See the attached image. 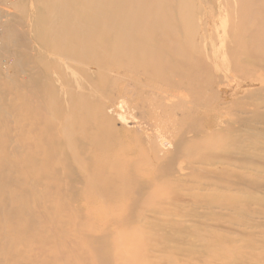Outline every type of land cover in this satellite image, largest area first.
<instances>
[{"label":"rangeland","instance_id":"374dc122","mask_svg":"<svg viewBox=\"0 0 264 264\" xmlns=\"http://www.w3.org/2000/svg\"><path fill=\"white\" fill-rule=\"evenodd\" d=\"M142 1L128 0V7ZM121 2L125 0H0V108H7L0 112V133L6 138L0 141V164L6 167L0 170V178L3 173L17 181H5L9 185L0 187V198L6 201L0 208V264H264V171L259 169L264 168V0H162L166 10L153 6L145 12L156 17L161 14L156 28L124 26L105 36L104 25L113 19ZM129 8L118 17L125 23L131 19ZM159 30L172 34L192 54L190 65H208L193 74L192 87L188 79L177 75L175 65L180 57L160 45ZM121 34L139 40V53H152L146 70L138 64L140 56L134 58V64H126L129 75L108 62L111 51L104 45L114 43ZM118 51L129 48L125 43ZM158 54H163V63L157 61ZM75 60L83 71L94 65L100 71L79 75L70 66ZM116 61L126 63L127 59ZM138 70L145 71L140 78ZM104 74H112L113 79L101 80ZM222 75L234 76L237 86L214 88L213 81ZM219 87L225 98H235L241 107L223 115L233 117L226 120V131L216 133L213 142L202 147L193 145L192 138L189 143H179L178 137L187 127L192 134L203 135L222 129L216 127L212 113L222 98ZM129 89L133 92L127 94ZM18 92L27 102L29 118L24 124L35 127V134L25 133L19 139L16 114L8 107L18 102ZM69 92H82L77 106H86L65 103ZM194 95L202 103L190 115L181 104H171L176 98L179 103L188 102ZM110 99L117 102L110 105ZM92 102H99L96 108ZM67 119L72 124L65 127ZM93 127L95 135L90 131ZM55 128L59 137L53 140ZM230 128L235 134L227 132ZM38 129L45 133L40 136ZM83 129L86 140L93 139L83 142ZM64 133L71 137L73 143L67 144L73 150L63 145ZM22 142L27 147L22 144L19 151ZM38 145L42 151L36 153ZM45 148L53 149L48 153ZM236 148L242 151L240 157L256 161L253 165L258 169L230 165L225 157H236L230 153ZM189 150L194 157L207 159L219 160V153L224 162L194 161L189 170L183 156L171 157L172 152ZM142 152L147 153L146 158ZM34 154L54 160H42L48 167L41 161L31 168L25 166L24 173L15 168ZM80 157L83 165L77 167L75 161ZM10 160L14 162L9 164ZM89 163L96 165L93 168ZM59 169L62 174L56 173ZM103 180H111L113 185L94 186ZM117 180H123L130 191L123 192L125 186H117ZM35 223L42 224L36 227Z\"/></svg>","mask_w":264,"mask_h":264},{"label":"bare ground","instance_id":"6f19581e","mask_svg":"<svg viewBox=\"0 0 264 264\" xmlns=\"http://www.w3.org/2000/svg\"><path fill=\"white\" fill-rule=\"evenodd\" d=\"M153 6H156V8L158 9V10H160L161 12L162 11H164V10H166L167 9V6L165 5L164 6V8L162 7V0H143L140 4H138V5H136V6H131L130 8L128 7V0H125V2H121V3H118V7H117V10H118V12L116 13V14H113V15H111V18H113V19H111V20H109V21H107L106 23H105V25H104V34H105V36H108L109 35V31H111V30H115V29H119V28H122V27H124V26H140V27H142V28H148V29H152V28H156L157 26H158V23H159V19H160V17H161V14H158V16L156 17V16H150V14H148V15H146L145 14V12H146V10L148 9V8H150V7H153ZM130 9V16H131V19H129V20H127L126 22L127 23H125L122 19H120V18H118V17H123V12L124 11H126L127 9ZM180 9H181V11H182V9H183V2L181 1V3H180ZM133 13L134 14H136V15H133ZM139 14H141V15H139ZM169 32H172V29H170L169 30ZM169 32H164V31H161V30H159V43H160V45H164L165 47H168L170 50H171V52H172V54L173 55H175L176 56V58L178 59L179 57H180V61L178 62V61H176V70H177V75L179 76V77H181L182 78V80H185V79H188L189 80V82H188V80H187V82H188V85L190 84L191 86L190 87H192V84H193V80H192V78H193V74L196 72V70H198V69H200V70H205V69H208V65H206V64H204V65H201V64H194V65H190V59L192 58V54L189 52V51H187V50H185L184 48H182L181 46H179L178 45V40L172 35V34H170ZM127 44V46H128V48H129V51H118V49H120L121 48V46L123 45V44ZM140 44V42H139V40H137L135 37H133V36H124V34H121V35H119L117 38H116V40H115V42L114 43H110V44H105L104 45V47L107 49V50H109V51H111L110 53H108L107 55H108V62L109 63H111V64H114V65H117L118 67V69H120V68H122L125 72H126V74L127 75H129L130 74V68L126 65V64H134V62H135V60H134V58L136 57V56H140L141 57V61L138 63L139 64V66L140 67H142V68H144V70H146L147 69V67H145V65H149V59L151 58V56H152V53L151 52H149V51H147V52H142V53H139V52H141V44ZM238 47H239V45H237ZM237 47V48H238ZM241 47V46H240ZM246 50H247V48H246ZM249 52V51H248ZM246 54H247V51H246ZM249 54H250V52L248 53V56H249ZM250 56H251V54H250ZM119 57H121V58H124V59H127V62L126 63H119V62H117L116 61V59L117 58H119ZM157 61L159 60V63H163V60H164V56H163V54H158V56H157ZM75 63H72V64H70V66L72 67L71 69H75L77 72H78V74L80 75V74H86V75H88L89 73H96V72H98V71H100V69H99V67L97 66V65H94V68H92V69H88L87 71H83V69H82V67L81 66H79L78 65V63H77V61L75 60L74 61ZM104 69L105 70H110L109 69V67L108 66H106V67H104ZM144 70H138L137 71V77L138 78H140L141 76H143L144 74H145V71ZM235 71H238V69L236 70V68H235ZM114 72V71H113ZM232 72H233V69H232ZM255 72V71H254ZM229 74V73H228ZM239 77V76H238ZM113 79V75L112 74H104V76H103V78L101 79V80H107V81H111ZM193 79H196V78H193ZM214 82V84H213V86H214V88L215 87H217L218 85H220V84H227V86L229 87V86H231V83L232 84H235L234 86H237V80H236V78L234 77V76H227V75H222V76H218V77H216V79H215V81H213ZM195 84V83H194ZM193 84V85H194ZM205 85H208L206 82H205ZM190 87L189 86H187L186 85V88H189L190 89ZM246 88V87H245ZM139 90L142 92V91H145L143 88H139ZM222 88L221 87H219L218 89H217V91H219L220 92V94L222 95V98L220 99V100H217V103L215 104V107H214V109L212 110V113H213V120L215 121V124H216V127H218V126H220L222 129H218V130H216V131H214V132H212V133H207L206 135H203V134H201V132H198L197 134H192V132H191V130L187 127L185 130H183L181 133H180V136L178 137L179 138V143H181V141H183V143H189V141H192L191 140V138L194 140L193 141V145H197V146H199V147H202L203 145H205L206 143H208V142H213V139L216 137V136H218L217 134H219V132H223V130L224 131H226V120H228V119H230L231 117H229V118H226L225 116H223L224 114H226L227 112H229V111H232L233 109L235 110H237V108H241L238 104H240L239 103V101H238V103H237V100L235 99V98H225L224 97V94H223V92H222ZM130 92H133V90L132 89H129L128 91H127V94H129ZM220 96V95H219ZM67 100H65V103H68V102H72V103H75L76 104V106H77V103H78V101L83 97V94H82V92H80L79 94H75V93H72V92H69L68 94H67ZM191 98H193V99H191V100H189L188 102H182V103H179V101L177 100V98L173 101V102H171V104L172 105H177V104H181V107H183V109H185L186 111H189V115L191 114V113H193L194 111H195V107H196V105H201V103H202V101H200V100H202V99H199V98H197L195 95L194 96H192ZM224 99H225V101L226 102H224ZM214 100V99H213ZM117 101H114V100H112V99H110V105H114L115 103H116ZM216 102V101H215ZM94 105H93V108H96V105L95 104H98L99 102H92ZM24 104H27V102L25 101V99H24V95L23 94H21L20 92H18V102L17 103H14V105H8V107H9V109H11L16 115H15V131H17V133H16V136H17V139H19L20 137H23L24 135H25V133H30V134H35L34 132H35V127H27L25 124H24V119L29 115L28 113H26V108H25V105ZM223 104H231V107H225V108H222V105ZM212 105V104H211ZM225 105H223V107L225 106ZM86 106V103H84V104H82L81 106H77V108H82V107H85ZM227 106V105H226ZM237 107V108H236ZM5 110H7V108L5 109V108H0V112H4ZM230 113V112H229ZM158 116H159V113L157 114ZM182 117H184V116H182ZM27 118H29V117H27ZM233 118V117H232ZM231 118V119H232ZM235 119H236V117H234ZM143 119V118H142ZM238 119H241L240 117L238 118ZM243 119V118H242ZM69 119H67V120H65V123H64V125H65V127L68 125V124H72L70 121H68ZM233 120V119H232ZM240 121V120H239ZM79 123V122H78ZM79 124H82V122L81 123H79ZM56 124H54V127H57V126H55ZM58 125V124H57ZM63 125V126H64ZM73 125H74V123H73ZM60 126V125H59ZM69 126H71V125H69ZM68 126V127H69ZM88 126V125H87ZM73 127V130L75 129L74 128V126H72ZM78 127H79V125H78ZM85 127V126H84ZM90 127H91V125H90ZM228 127V126H227ZM53 128V127H52ZM80 129L81 128H83L82 126L81 127H79ZM54 129V128H53ZM52 129V130H53ZM56 129V128H55ZM85 129V128H84ZM81 130V140H83V142H84V140H86V136H85V130ZM231 129L232 128H230V129H227L228 131V133H231V134H235V129H234V131H231ZM38 130H40L39 131V135H40V132H41V129H38ZM51 130V129H50ZM78 130V129H77ZM76 130V131H77ZM95 129H94V127L90 130L91 132H92V135H95V133H96V131H94ZM214 130V129H213ZM37 131V130H36ZM45 131V130H44ZM44 131H42V132H44ZM48 131V130H47ZM60 131H61V129H60ZM65 131V130H64ZM89 131V132H90ZM41 132V133H42ZM52 132V131H51ZM57 129H56V137L55 138H52V137H48L47 136V134H46V138H48V142H53V141H50V139L49 138H52L53 140L54 139H56V138H58L59 136V134H57ZM66 132H68V130H66ZM65 132V133H66ZM45 133V132H44ZM54 134H55V132H53ZM52 133V134H53ZM64 133V134H65ZM75 133V132H74ZM73 133V134H74ZM78 133V132H77ZM217 133V134H216ZM38 134V133H37ZM52 134L50 133V135L52 136ZM63 134V133H62ZM61 134V135H62ZM73 134H72V137H74L73 136ZM224 134V133H223ZM42 135V134H41ZM40 135V136H41ZM49 135V134H48ZM130 135V134H129ZM214 135H216V136H214ZM220 135V134H219ZM15 136V137H16ZM54 136V135H53ZM58 136V137H57ZM91 136V135H90ZM228 136V135H227ZM34 137V136H33ZM35 137H36V135H35ZM43 137H45L44 135L42 136V138ZM226 137V136H225ZM3 138H5V134H3V133H0V141H1V139H3ZM40 138V137H39ZM70 138L71 137H69L68 136V133L67 134H65V140L63 139V137L62 138H59V139H63V142H65V143H63V145L65 144V146H69V148H70V150H73V147L70 145V144H67V141H70L71 143H73L72 142V140H70ZM93 139V136L92 137H90L89 139ZM6 139V138H5ZM37 139H38V137H37ZM36 139V140H37ZM44 139V138H43ZM51 139V140H52ZM89 139H87V140H89ZM9 140H11L10 138H9ZM15 140V139H14ZM86 140V141H87ZM39 141H42V140H39ZM76 141H77V139H76ZM91 141V140H90ZM90 141H89V143H90ZM2 142V141H1ZM20 142V141H19ZM55 142H58V139H57V141L55 140ZM59 142H61L62 143V141H59ZM8 143V142H7ZM47 142H45V144H46ZM50 143V144H51ZM92 143V142H91ZM225 143H227V140H226V142H223V144H225ZM22 144L24 145V146H26L27 147V143L26 144H24V142H22L21 143V145H19L20 147H19V151H21V149L23 148V146H22ZM53 144V143H52ZM221 144V143H220ZM222 144V145H223ZM3 145V144H2ZM41 145V144H40ZM58 145V144H57ZM56 144H55V147L57 146ZM92 145V144H91ZM95 144H93V149H96L97 150V148H94L95 146H94ZM230 145V144H229ZM14 146V145H13ZM41 146H43V145H41ZM40 146V147H41ZM77 146H79L78 144H77ZM77 146H76V148H77ZM87 146V145H86ZM225 146V145H224ZM1 147V146H0ZM38 147H39V145L38 146H36V150H38ZM82 147H83V145H82ZM88 147H89V145H88ZM228 147V146H227ZM12 148V147H11ZM50 148V147H49ZM49 148H45V150H47L48 151V153L49 152H51L50 150L51 149H53V148H51V149H49ZM62 148H64V146L62 147ZM61 148V149H62ZM84 149V148H83ZM92 149V150H93ZM227 149V148H226ZM236 149H238V148H236ZM13 150V149H12ZM35 150V151H36ZM40 150V149H39ZM39 150L38 151H36V153L38 152L39 153ZM58 150H59V148H58ZM80 150V149H79ZM90 150H91V148H90ZM228 150H230V148L228 149ZM14 151V150H13ZM18 151V152H19ZM40 151H42V150H40ZM47 151H45L46 152V155L48 156V154H47ZM54 152L56 151L55 149L53 150ZM65 151V150H64ZM83 151V150H82ZM223 151H225V150H223ZM45 152H43L44 154H45ZM54 152H52V153H54ZM60 151H58V153H59ZM67 152V151H66ZM84 152V151H83ZM86 152H88V151H86ZM91 152V151H90ZM90 152H88V153H90ZM226 152H228L227 150H226ZM17 153V152H16ZM42 153V154H43ZM55 153H57V152H55ZM54 153V154H55ZM61 153H63V151H61ZM61 153H60V155H61ZM97 153H98V155H101V153L97 150ZM229 153V152H228ZM231 154H236V157H232V156H229V155H227L225 158L227 159V160H229V162H230V165H234V166H237V167H245L246 165H248V166H251V168L253 167V169H254V163L256 162V161H254L253 162V160H252V158L251 157H244V158H242V157H240L242 154V151L240 152V150L238 149V150H233L232 152H230ZM42 154H40V156L42 155ZM92 154H93V152H92ZM94 154H95V152H94ZM93 154V155H94ZM150 154V153H149ZM218 154V157H219V160H218V158L217 159H215L218 163L222 160L223 161V159H222V155H220L219 156V153H217ZM223 154V153H222ZM50 155V154H49ZM56 155V154H55ZM59 154H58V156H60ZM82 155V154H81ZM88 155V154H87ZM91 155V154H90ZM98 155H97V157H98ZM216 155V154H215ZM214 154H213V157H216ZM6 156V155H5ZM47 156H44V157H46V158H40L39 156H36L35 154L32 156V158H29V159H27V160H25V162H23V161H20V162H22L23 164H17L16 165V169L17 170H19L20 172H22V170H23V168L25 167V166H30V168H31V166H36L35 164H37L38 163V161H41L42 162V160L43 159H45V161L46 160H48L49 161V159L50 158H52V157H47ZM57 156V155H56ZM56 156H54V157H56ZM62 156H63V154H62ZM65 156V155H64ZM95 156V155H94ZM93 156V157H94ZM142 156L144 157V158H146L147 157V153L146 152H142ZM179 157V156H183L184 158H185V164H186V169H189L190 170V167H191V164L194 162V161H196V162H199V163H202V164H205V163H207L208 165L210 164V159H212V158H208L207 159V157L205 158L204 156H199V157H194L193 156V153H192V151H187V152H178V151H176V152H172V155H171V157ZM209 156V155H208ZM7 157H10V156H8L7 155ZM66 157V156H65ZM88 157V156H87ZM96 157V156H95ZM102 157V156H101ZM101 157H99V159L101 158ZM210 157V156H209ZM212 157V156H211ZM6 158V157H5ZM49 158V159H48ZM57 158H59V157H57ZM84 158V157H83ZM66 159V158H65ZM85 159V158H84ZM214 159H212V161L214 160ZM52 160H54V158L53 159H50V161H52ZM55 160H57V159H55ZM59 160H60V158H59ZM61 160H62V157H61ZM93 160L94 159H92V162H93ZM97 160V159H96ZM157 160H159V159H157ZM0 161H3L2 159L0 160ZM11 161H13V160H10L9 161V164L11 163ZM44 161V162H45ZM82 161H83V159H82V157H80L79 159H77L76 161H75V165H77V167H78V165L79 164H82ZM221 161V162H222ZM14 162V161H13ZM37 162V163H36ZM44 162H42L43 164H44ZM54 162V161H53ZM52 162V164L54 165L55 164V162L53 163ZM62 161H60V163H61ZM209 162V163H208ZM224 162V161H223ZM225 162L226 163H229V162H227L226 160H225ZM24 163H26V164H24ZM51 163V162H50ZM74 163V162H73ZM97 163H98V160H97ZM157 163V162H156ZM2 164H4V165H6L5 164V161L4 162H2ZM41 163H39L38 164V166L40 165ZM46 164V163H45ZM44 164V165H45ZM49 164V163H48ZM72 164V163H71ZM93 164V163H92ZM90 165V163H89V166H95L96 164H93V165ZM155 163H153L152 165H154ZM206 164V165H207ZM221 164V163H220ZM42 165V164H41ZM43 165V167H45ZM47 165V164H46ZM62 165V164H61ZM63 165H64V163H63ZM62 165V169H63V171H65V172H67L66 170H64V166L66 165H64L63 166ZM73 165V164H72ZM71 165V166H72ZM83 165V164H82ZM49 166H51V165H49ZM84 166L86 167V165L84 164ZM88 166V168H90ZM94 166H93V168H94ZM260 166V165H259ZM47 167H48V165H47ZM52 167H54V166H51V168ZM61 167V166H60ZM60 167H58V168H60ZM67 167V166H66ZM80 167H82L81 165H80ZM84 167V168H85ZM155 167H156V165H155ZM154 167V168H155ZM159 167V166H158ZM264 167V166H263ZM2 168H4V166L3 167H1V164H0V170L1 171H3V169ZM6 168V167H5ZM5 168H4V170H5ZM14 168V167H13ZM29 168V167H28ZM34 169H35V167H33ZM51 168H49V169H51ZM55 168H56V166H55ZM250 168V167H249ZM25 169H26V167H25ZM24 169V170H25ZM38 169V168H37ZM45 169H46V167H45ZM62 169H61V171H60V169L56 172V173H58L59 171L60 172H62ZM66 169V168H65ZM74 169V168H73ZM152 169H153V167H152ZM191 169H192V167H191ZM258 169V167L256 168L255 167V170H257ZM259 169H261L262 171H264V168L262 169L261 167L259 168ZM8 170H9V167H8ZM56 170V169H55ZM54 169H52L51 170V172L52 171H55ZM67 170H68V168H67ZM69 170H70V168H69ZM68 170V171H69ZM80 170H81V168H80ZM35 171V170H34ZM40 171V170H39ZM74 171V170H73ZM259 171V170H258ZM16 172V171H15ZM24 172H26V171H24ZM24 172H22V173H24ZM29 172H30V170H29ZM41 172V171H40ZM40 172H38V173H40ZM59 172V173H60ZM71 172V171H70ZM82 172V171H81ZM155 172V171H154ZM28 173V172H27ZM77 173V172H76ZM158 173V172H157ZM18 174V173H17ZM16 174V175H17ZM29 174H32V173H29ZM49 174V173H48ZM51 174V173H50ZM55 174V173H54ZM54 174H51L52 176L54 175ZM60 174H62V173H60ZM72 174H75V173H72ZM71 174V175H72ZM78 174V173H77ZM141 174H142V172H141ZM37 175V174H36ZM41 175H45V174H41ZM50 175V176H51ZM70 175V174H69ZM150 175H154V174H150ZM156 175V174H155ZM1 176H2V178H0V187L2 188V189H4V187H3V185L2 184H4L5 186H8L12 181H16V179H13V176H11V175H4L3 173L1 174ZM20 176V175H19ZM85 176V175H84ZM219 176H220V179H221V181L222 182H227V178L223 175V174H219ZM228 178L230 177V176H228V175H226ZM7 177V178H6ZM22 176H20V178H21ZM32 177V176H31ZM42 176H40L39 178H41ZM45 177V176H44ZM54 177H56V175L55 176H53V178ZM57 177H58V174H57ZM60 177H62V176H60ZM64 177V176H63ZM63 177H62V179H63ZM67 177V176H66ZM69 177V176H68ZM83 177V176H82ZM86 177V176H85ZM151 177V176H150ZM6 178V179H5ZM50 178V177H49ZM48 178V179H49ZM59 178V177H58ZM70 178V177H69ZM159 178V177H158ZM38 179V178H37ZM45 179V178H44ZM156 179V178H155ZM33 180H34V178H33ZM39 180V179H38ZM37 180V181H38ZM53 180V179H52ZM54 180H56V179H54ZM59 180H61V179H59ZM73 180V179H72ZM71 180V181H72ZM83 181H85L84 179H82ZM115 180V179H114ZM244 180H246L245 182H249V181H247V179H244ZM5 181H8V183H4ZM50 181H51V179H50ZM57 181V180H56ZM113 181V180H112ZM241 181H243L242 179H241ZM17 182V181H16ZM38 182H40V180L38 181ZM86 182H87V179H86ZM86 182H85V185H86ZM114 182V181H113ZM251 182V181H250ZM19 183V182H18ZM30 183V182H29ZM51 183H54V181L53 182H51ZM115 183L116 184H118L117 186H121V185H123V186H125V188L124 189H126V190H124L123 189V186H122V189H123V192H125L126 191V193L127 192H129L130 190H128V189H130L129 187L130 186H128V188H126V185H125V183H124V181L123 180H117V181H115ZM114 183V184H115ZM156 183H157V180H156ZM155 183V184H156ZM20 184V183H19ZM26 184V183H25ZM42 184V183H41ZM47 183H45V185H46ZM48 184L50 185V183H49V181H48ZM58 185H60L61 183H57ZM57 184L55 185V186H57ZM70 184V183H69ZM68 184V185H69ZM111 185L112 184V182H111V180H103V182H100V181H97V182H95L94 183V186L95 187H97V188H99V189H104V187H106L107 185ZM252 184V183H251ZM39 185V184H38ZM45 185H42V186H40L41 188H43ZM85 185H83V186H85ZM113 185V184H112ZM129 185V184H128ZM146 185V184H145ZM242 185H244V184H242ZM16 186H18L17 184H16ZM31 186V185H30ZM36 186H37V182H36ZM61 186V185H60ZM60 186H58V187H60ZM157 186V185H156ZM159 186V185H158ZM251 186V185H250ZM21 187V186H20ZM32 187V186H31ZM30 187V188H31ZM34 187V186H33ZM39 187V186H38ZM46 187H48V186H46ZM45 187V188H46ZM50 187V186H49ZM49 187H48V190H49ZM70 188H72L71 186H69ZM76 187V186H75ZM108 187V186H107ZM109 187H112V186H109ZM143 187V186H142ZM146 187V186H145ZM145 187H143V188H145ZM27 188V187H26ZM55 188V187H54ZM61 188V187H60ZM79 188V187H78ZM114 188H117L115 185H114ZM141 188V187H140ZM38 189V188H37ZM36 189V190H37ZM57 188H55V190H56ZM59 189V188H58ZM77 189V188H76ZM81 189V188H80ZM83 189V188H82ZM118 189H121V187L120 188H118ZM1 190V189H0ZM22 190H24V189H22ZM47 190V191H48ZM52 190V189H51ZM51 190L49 191L50 192V194H51ZM54 190V189H53ZM52 190V191H53ZM19 191V190H18ZM38 191V190H37ZM120 191H122V190H120ZM4 193V190L3 191H1V194L2 195H4L3 193ZM62 191H60V193H61ZM71 192H74V191H72L71 190ZM76 192V191H75ZM79 192V191H78ZM21 193H24V191L23 192H21ZM137 193V192H136ZM142 193V192H141ZM9 194V193H8ZM13 194V193H12ZM18 194V193H17ZM33 194H34V191H33ZM63 194V193H62ZM1 195V196H2ZM19 195V194H18ZM28 195V194H27ZM54 195V194H53ZM52 195V197H54ZM158 196H159V194H157ZM23 196V195H22ZM57 196H59V194H57ZM66 196V195H65ZM9 197H10V195H9ZM20 197V196H19ZM5 198H8L7 196L5 197ZM27 198V197H26ZM2 199V197L0 198V200ZM44 199V198H43ZM5 200V199H4ZM3 199L1 200V204H0V208H1V206H5V205H3L6 201H4ZM7 200V199H6ZM36 200V199H35ZM134 200V199H133ZM153 200V199H152ZM158 200V199H157ZM154 201V200H153ZM152 201V202H153ZM27 202H29V201H27ZM42 202V201H41ZM57 202V201H56ZM131 202H133V201H131ZM152 202H150V203H152ZM18 203V202H17ZM137 203V202H136ZM149 203V204H150ZM29 204V203H28ZM65 204V203H64ZM131 204V203H130ZM21 205V204H20ZM128 205H129V203H128ZM139 205V204H138ZM145 205H147V204H145ZM135 206V205H134ZM39 207V206H38ZM60 208V207H59ZM3 209V208H2ZM26 209H28V208H26ZM39 209V208H38ZM35 211V210H34ZM25 212V211H24ZM30 212V211H29ZM28 211H27V213H29ZM41 212V211H40ZM2 213V212H1ZM23 213V212H22ZM31 213V212H30ZM59 213V212H58ZM32 214V213H31ZM30 214V215H31ZM27 215V214H26ZM34 215V214H33ZM39 215V214H38ZM33 217H35V215L33 216ZM20 218V217H19ZM30 219V218H29ZM34 219H36V218H34ZM38 219V218H37ZM37 221V220H36ZM42 221H43V219H42ZM46 221V220H45ZM5 222V221H4ZM38 222V221H37ZM48 222V221H47ZM39 223H40V221H39ZM45 223V222H44ZM37 223H35L34 225H36ZM42 224V223H41ZM41 224H37L36 225V227L38 226V225H41ZM49 223H47V226H50V225H48ZM27 225V224H26ZM31 225V224H30ZM57 225V224H56ZM29 226V225H28ZM8 227V226H7ZM35 227V226H34ZM6 228V227H5ZM19 228V227H18ZM47 228V227H46ZM52 228V227H51ZM20 230V229H19ZM35 230V229H34ZM44 231V230H43ZM49 233V232H48ZM25 234V233H24ZM30 234H32V233H30ZM51 235V234H50ZM26 236V235H25ZM35 236V235H34ZM49 236V235H48ZM52 236V235H51ZM50 236V237H51ZM23 237V236H22ZM21 237V238H22ZM27 240V239H26ZM16 241V240H15ZM34 241H36V239L34 240ZM27 242V241H26ZM29 242V241H28ZM27 242V243H28ZM54 242V241H53ZM52 242V243H53ZM22 243H24V242H22ZM37 243L39 244L40 242H38L37 241ZM56 243V242H55ZM29 244H30V242H29ZM54 244V243H53ZM9 245V244H8ZM23 245V244H22ZM52 245V244H51ZM55 246H56V244H54ZM25 246V245H24ZM37 246V245H36ZM13 247V246H12ZM29 247H30V245H29ZM41 247V246H40ZM48 247V246H47ZM10 249V248H9ZM35 249V248H34ZM41 249V248H40ZM44 249V248H43ZM9 251V250H8ZM42 251V250H41ZM31 252V251H30ZM48 252V251H47ZM54 252V251H53ZM9 253V252H8ZM42 253V252H41ZM40 253V254H41ZM45 253V252H44ZM43 254V253H42ZM45 254H47V253H45ZM53 254V253H52ZM57 254V253H56ZM65 254V253H64ZM63 254V255H64ZM57 255H60L59 253L57 254ZM44 255H42V257H43ZM46 256V255H45ZM52 256V255H51ZM140 256V255H139ZM130 257H134V256H130ZM58 259V258H57ZM63 259V258H62ZM133 259V258H132ZM132 259H130V260H132ZM51 261V260H50ZM55 261H57V260H55ZM54 261V262H55ZM60 261V260H59ZM53 262V261H52ZM51 262V263H52ZM53 262V263H54ZM135 262V261H134ZM133 262V263H134ZM56 263V262H55ZM131 263H132V261H131ZM132 263V264H133ZM159 263V262H158ZM157 263V264H158Z\"/></svg>","mask_w":264,"mask_h":264}]
</instances>
